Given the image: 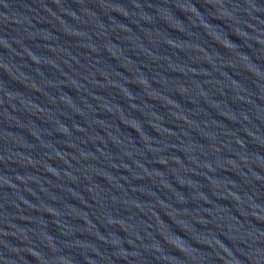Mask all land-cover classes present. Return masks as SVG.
<instances>
[{"label": "water", "instance_id": "1", "mask_svg": "<svg viewBox=\"0 0 264 264\" xmlns=\"http://www.w3.org/2000/svg\"><path fill=\"white\" fill-rule=\"evenodd\" d=\"M0 264H264V0H0Z\"/></svg>", "mask_w": 264, "mask_h": 264}]
</instances>
